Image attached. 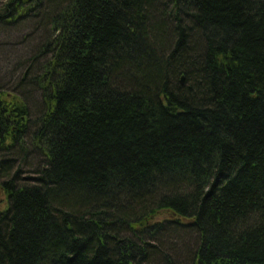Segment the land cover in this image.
Masks as SVG:
<instances>
[{
	"label": "trees",
	"instance_id": "16d2710c",
	"mask_svg": "<svg viewBox=\"0 0 264 264\" xmlns=\"http://www.w3.org/2000/svg\"><path fill=\"white\" fill-rule=\"evenodd\" d=\"M49 1L44 112L0 87V264H175L174 231L264 264V0Z\"/></svg>",
	"mask_w": 264,
	"mask_h": 264
},
{
	"label": "rangeland",
	"instance_id": "374dc122",
	"mask_svg": "<svg viewBox=\"0 0 264 264\" xmlns=\"http://www.w3.org/2000/svg\"><path fill=\"white\" fill-rule=\"evenodd\" d=\"M3 4L4 1L0 0V8ZM51 5L49 0H44L41 7L42 13L39 16H31L9 28L0 26V87L18 96L22 95L20 94L22 89L26 94L32 118L44 112L43 92L35 79L39 77L40 66L49 58V55L46 57V54L39 55V53L43 51V46L51 35L50 24L47 20L55 12ZM159 37H157L158 40ZM154 41L156 43V40ZM168 51L167 46L163 53L167 54ZM181 83L185 84L184 79ZM136 84L138 86L135 90H138L141 85ZM162 238L164 244L162 247L156 243L153 244L160 248L162 255H171L173 258L171 253L175 252L177 254L175 264H189L190 253L199 246L195 231L185 233L174 231L163 235ZM159 259L161 257L157 256L153 258V261H159Z\"/></svg>",
	"mask_w": 264,
	"mask_h": 264
},
{
	"label": "water",
	"instance_id": "95a60500",
	"mask_svg": "<svg viewBox=\"0 0 264 264\" xmlns=\"http://www.w3.org/2000/svg\"><path fill=\"white\" fill-rule=\"evenodd\" d=\"M181 82H183V78H182V81Z\"/></svg>",
	"mask_w": 264,
	"mask_h": 264
}]
</instances>
